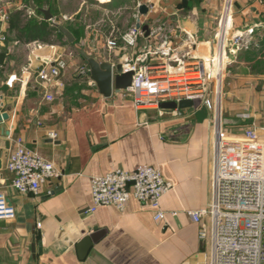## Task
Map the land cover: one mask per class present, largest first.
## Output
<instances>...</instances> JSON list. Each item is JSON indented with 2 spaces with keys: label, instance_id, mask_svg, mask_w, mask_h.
<instances>
[{
  "label": "crops",
  "instance_id": "1",
  "mask_svg": "<svg viewBox=\"0 0 264 264\" xmlns=\"http://www.w3.org/2000/svg\"><path fill=\"white\" fill-rule=\"evenodd\" d=\"M204 1H187V5L185 0H43L38 8L32 0L3 2L0 113L7 118L0 121V188L15 217L0 220V264H202L207 259L210 240L198 238L200 227L186 211L212 201V113L198 103L136 110L131 95L120 91L106 98L91 80L75 72L83 64L78 49L113 65L144 51L153 39L145 34L144 25L149 30L165 26L167 32L162 33L167 34L170 47L187 33L196 42L185 52L206 58L214 55L217 26L199 16L194 20L204 10L200 7ZM141 4L148 7L145 15L138 13ZM234 4L227 38L231 36L230 42L234 36L241 40L246 36L241 51H255V57L261 58L258 43L253 42L264 38V0H235ZM127 7L132 10L126 20L122 12ZM40 9H49L52 19L45 20ZM31 19L35 28L45 21L66 27L74 41L68 42L56 31L50 43L29 41L24 30ZM137 22L144 32L132 47L124 35ZM78 30L82 35L77 38ZM111 35L116 42L112 48L107 44ZM234 50L228 51L225 44V67ZM59 58L67 62L59 77L63 84L45 90L37 72ZM150 60L159 59L152 56ZM46 93L52 95L51 101L45 99ZM252 123L238 116L227 128ZM49 132L56 138H50ZM16 137L60 172L37 194L21 193L11 186L6 163ZM141 165L158 167L171 184L160 198L164 220L155 221L156 211L133 196L123 211L112 206L89 211L92 176ZM204 221L210 224L209 218ZM84 236H91L93 244L81 259L77 243Z\"/></svg>",
  "mask_w": 264,
  "mask_h": 264
},
{
  "label": "built area",
  "instance_id": "2",
  "mask_svg": "<svg viewBox=\"0 0 264 264\" xmlns=\"http://www.w3.org/2000/svg\"><path fill=\"white\" fill-rule=\"evenodd\" d=\"M232 17L233 0H224L216 32V52L208 58L184 51L195 46L192 35L185 33L175 47H170L165 26L149 30L147 36L152 35L153 39H149L146 49L122 63L123 70L133 74L130 84L121 91L132 95L136 110L160 111L168 102L191 101L215 112L212 201L206 207L187 210L186 215L199 225L198 238L210 240L207 259L202 264H264V126L252 123L225 129L217 112V86L225 70L227 22ZM137 23L124 35L132 47L144 32ZM111 37L107 42L110 48L116 45ZM152 56L159 60H150ZM66 68L67 62L62 58L53 65L45 64L37 72L38 82L45 90L61 87L59 77ZM75 72L78 77L91 80L84 63ZM45 99L51 101L53 97L46 93ZM48 136L56 138L54 132ZM6 169L12 174L11 186L21 193L37 194L47 182L60 176L54 163L30 149L21 137L13 139ZM170 187L156 166L141 165L130 171L116 168L90 178L89 211L94 212L99 206L123 211L133 196L154 209V220L161 221L165 212L160 208V198ZM14 217L15 210L0 188V220ZM204 217L209 218L210 224H206Z\"/></svg>",
  "mask_w": 264,
  "mask_h": 264
},
{
  "label": "rangeland",
  "instance_id": "3",
  "mask_svg": "<svg viewBox=\"0 0 264 264\" xmlns=\"http://www.w3.org/2000/svg\"><path fill=\"white\" fill-rule=\"evenodd\" d=\"M6 1L9 2L10 0H0V8L3 2ZM234 1L235 0H233V2ZM223 3L224 0H205L200 5V7L204 6V10H200L202 13L199 11L194 20L199 17L204 20H209L211 25H216L218 29V21L222 13ZM233 6V10L235 11V4ZM130 7L125 8V10L123 9L122 12V14L126 15V20L127 15H129L132 10ZM111 19L113 20V17ZM230 37L229 35V38ZM245 37L246 36L238 43H234V41L229 42L230 39L226 38L227 50L231 51V48H235V50L233 51V57L227 59L229 63H226L227 67H225L223 79L220 81L219 86H217V96L220 89V100L217 112H219L220 120L224 124L225 129L228 127L227 123H233V117L238 116L243 119L250 118L251 121L254 123L256 122L255 124L258 126H264V74H256L257 72H264V66H260L257 63L258 60L247 58L249 54L255 56V51L252 53H243V51H241L240 48L247 41ZM262 41L261 38L253 42L254 44L261 43L257 49L258 53H262L264 50ZM199 107H203L205 110L210 111L214 117L215 112L213 110L207 109L203 104H200Z\"/></svg>",
  "mask_w": 264,
  "mask_h": 264
},
{
  "label": "water",
  "instance_id": "4",
  "mask_svg": "<svg viewBox=\"0 0 264 264\" xmlns=\"http://www.w3.org/2000/svg\"><path fill=\"white\" fill-rule=\"evenodd\" d=\"M198 1V0H196ZM30 6L33 9L34 5L30 2ZM43 13L45 20H51L52 14L49 9H40ZM148 7L145 4H141L138 6V13L140 15L147 14ZM139 23H137V27ZM57 31L61 33L64 38L68 42L74 41L73 34L64 26L56 25ZM142 29L145 31V34L148 35L149 29L147 26H143ZM78 53L83 61V63L88 68V74L91 81L97 87L99 93L104 97H110L113 93H119L121 90L125 89L131 82L132 71H124L122 64H110L104 61H97L94 57L88 55L84 50L78 49ZM197 105V102L191 101H181L179 103L168 102L163 104V107L176 109V108H184L189 106ZM7 115L5 113H0V121L6 119ZM93 244V239L91 236H84L77 243V251L79 258L83 259L88 250Z\"/></svg>",
  "mask_w": 264,
  "mask_h": 264
},
{
  "label": "trees",
  "instance_id": "5",
  "mask_svg": "<svg viewBox=\"0 0 264 264\" xmlns=\"http://www.w3.org/2000/svg\"><path fill=\"white\" fill-rule=\"evenodd\" d=\"M32 1L36 5L37 8L40 7L41 4H42V2H43V0H32ZM187 1H189L188 3H191V2L196 1V0H185V4H187ZM50 9L52 10V7ZM18 13L19 12L15 13V15L18 14ZM15 15L12 16V19L13 20H14V17L16 18ZM18 17L19 16L17 15V18ZM17 20H19V19H17ZM54 31L58 32L57 31L56 24H48L45 21V22H43V24H42V26L40 28H35L34 27V24H33V20H32V23L30 22V26L28 28H25L24 34L28 38L29 41L38 40V41L43 42V43H50L51 42V36H52V34H53ZM59 34L62 36L61 33H59ZM75 34H76L77 38L80 37L82 35L81 30H78ZM262 40H263L262 41V45H264V38ZM260 44L261 43L259 42L258 43V47H259ZM263 56H264V53L262 52L261 58H256L252 54H249V56H247V58L248 59H251V60H253V59L254 60H258L257 63L260 66H264V58H262ZM256 74H260V72H257Z\"/></svg>",
  "mask_w": 264,
  "mask_h": 264
},
{
  "label": "bare ground",
  "instance_id": "6",
  "mask_svg": "<svg viewBox=\"0 0 264 264\" xmlns=\"http://www.w3.org/2000/svg\"><path fill=\"white\" fill-rule=\"evenodd\" d=\"M236 43L240 42L241 41V36H234V39H233Z\"/></svg>",
  "mask_w": 264,
  "mask_h": 264
}]
</instances>
